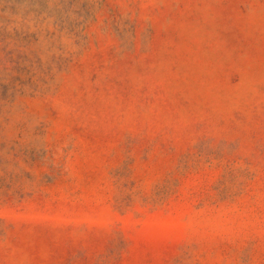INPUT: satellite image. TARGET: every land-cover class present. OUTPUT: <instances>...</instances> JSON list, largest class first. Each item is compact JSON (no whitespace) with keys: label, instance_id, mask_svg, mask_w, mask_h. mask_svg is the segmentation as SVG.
I'll use <instances>...</instances> for the list:
<instances>
[{"label":"rangeland","instance_id":"obj_1","mask_svg":"<svg viewBox=\"0 0 264 264\" xmlns=\"http://www.w3.org/2000/svg\"><path fill=\"white\" fill-rule=\"evenodd\" d=\"M0 264H264V0H0Z\"/></svg>","mask_w":264,"mask_h":264}]
</instances>
